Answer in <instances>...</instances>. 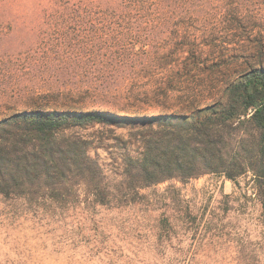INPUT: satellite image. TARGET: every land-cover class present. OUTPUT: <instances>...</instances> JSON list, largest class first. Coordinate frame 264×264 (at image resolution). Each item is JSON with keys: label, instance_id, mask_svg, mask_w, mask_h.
<instances>
[{"label": "trees", "instance_id": "obj_1", "mask_svg": "<svg viewBox=\"0 0 264 264\" xmlns=\"http://www.w3.org/2000/svg\"><path fill=\"white\" fill-rule=\"evenodd\" d=\"M245 174L264 209V0H0V199L86 242L66 264L114 263L98 210ZM164 215L151 260L121 264L194 262L157 252Z\"/></svg>", "mask_w": 264, "mask_h": 264}, {"label": "rangeland", "instance_id": "obj_2", "mask_svg": "<svg viewBox=\"0 0 264 264\" xmlns=\"http://www.w3.org/2000/svg\"><path fill=\"white\" fill-rule=\"evenodd\" d=\"M216 61L214 53V64ZM228 76L227 71L222 80ZM217 78L214 65L215 86ZM215 94L216 91L214 102ZM169 187L173 188L167 190ZM157 190L149 205L119 212L98 210L96 220L102 221L105 240L116 253L113 264H121L120 257L125 260L123 256L138 254L151 260L155 227L162 214L170 218L178 233L169 246L165 244L157 250L164 257H191L192 264H264V209L252 174L233 181L206 175L187 183H164ZM22 210L0 199V264H66L70 257H90L86 242H81L75 252L55 245L56 238L47 232H56L57 226L42 227L45 222L25 217ZM66 230L67 237L82 239L77 237V226ZM94 263L109 264L97 257Z\"/></svg>", "mask_w": 264, "mask_h": 264}]
</instances>
